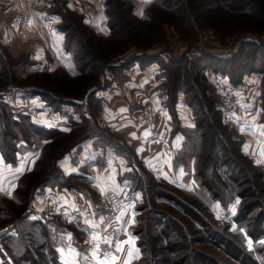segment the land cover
Instances as JSON below:
<instances>
[{"label":"rangeland","instance_id":"rangeland-1","mask_svg":"<svg viewBox=\"0 0 264 264\" xmlns=\"http://www.w3.org/2000/svg\"><path fill=\"white\" fill-rule=\"evenodd\" d=\"M108 1L110 0H0V146L3 145L6 149L3 152L8 153L9 148L16 149L17 152L36 148L42 151L41 163L52 166L51 156L61 154L64 148H66L65 151H71L76 146V142L81 140L78 138L84 132L98 139L102 137L90 132L91 127L95 131H103V136L106 133L107 139L110 140L113 134L110 132L112 129L108 128L106 121L101 120H104L103 116L114 112L113 105L117 103L114 100L117 97L112 95L114 89L121 84H132L135 80L139 61L130 62L129 59L135 54L144 55L143 52L159 53L161 55L159 61L147 62L149 59L145 57L146 64L158 63L162 68V62L168 63L176 57L184 58L180 62V69L178 70L177 66L173 65L172 70L182 75L192 74L188 83L195 84L196 93L201 100H208L213 105L211 110L203 106L202 109L207 113H218L224 127L230 134H233L232 141L240 143L243 154L232 150L233 160L247 163L244 157L248 158L252 161V164L245 167L249 169L248 174L250 171L253 172V169L264 174V72L245 70L239 87H235L228 75H224L221 71L217 73L213 67V64L217 66L218 62L221 67L224 65L230 67L229 63L231 64L237 58H231V55L238 52L243 53L237 63L238 70L247 68L250 64L254 66L256 56L259 59L257 67H264L260 64V61L264 63V46H262L264 43V0H147V2L145 0H118L117 2L111 0L113 1L111 6L108 5ZM129 5L134 7L133 11L128 10ZM115 10L118 13L110 19L108 13L115 12ZM110 22L118 23L116 29L120 34L117 38L109 40L111 28L108 24ZM92 29L98 34L109 36L104 44L95 40L98 38L96 33H88L87 30L93 31ZM71 37H74L73 44L68 46ZM87 64V74L83 75L79 67H85ZM59 69L68 71L70 81L75 82L71 84L69 79H63ZM216 74L228 76L230 80L227 81L228 86L223 85L217 77L216 80L212 78ZM253 75L257 77H252ZM194 77L197 78V82L193 79ZM77 78L81 79L79 83L78 80L76 81ZM171 80H175L174 75ZM237 89L240 90L241 96L238 109L235 111L224 109L222 106L224 96L233 94L232 92ZM137 92V88H132V93ZM43 93H46V97ZM68 97L75 98L77 104L69 106L67 103L69 101L66 100ZM248 97L260 102L257 114L253 112L238 114ZM125 102L124 105H126ZM136 103L140 102L136 101ZM149 103L154 102L139 104L143 105L140 119L143 108ZM163 103L165 104L164 101ZM250 105V109H256L255 102ZM217 106L222 110V116ZM161 108L162 106H158L159 116ZM22 116L30 117L32 123L29 119L30 124L26 122L21 118ZM64 116L66 117L65 123L63 125L57 123L56 120ZM98 117H101V120ZM209 117L215 118L214 114ZM255 117L260 127H263V135H261L263 145H260L261 149L257 150L252 157L244 153L243 149L253 146L252 139L255 134L251 131L252 135H250L248 121L249 119L254 120ZM14 121L20 122L13 125ZM74 121L79 123L75 124ZM4 122H6V127H4ZM202 131L208 134L203 140V148L208 149L210 129L206 125ZM24 132L28 134L32 142H36L31 144L26 141ZM50 132H60L62 135L50 134ZM188 134L192 136V132ZM116 138L128 143L124 136L119 135ZM47 142L49 144H44ZM200 142L201 140H194L195 145ZM127 148L130 150V146ZM184 149L180 155L176 156V160L182 161V164L186 163ZM44 151L48 153L44 154ZM134 153L132 163L142 165L136 152ZM15 155H17L16 152H11L12 157ZM128 158V161L132 160L129 156ZM193 159L195 161V158ZM57 167L59 170V165ZM233 168L235 169V166ZM32 171L31 173L34 172ZM147 171L150 172V170ZM59 173L63 181L69 177L61 170ZM192 173L193 186L183 189L194 192L198 190L199 183L195 179V168ZM208 174L214 175L215 172H208ZM237 174L243 179L242 171ZM150 178L148 181L153 183ZM72 179H75L73 181L77 183L78 179L72 176L69 181L72 182ZM254 180L256 183L240 187L246 191H249L251 187L255 189L243 197L236 191L234 195L231 191L220 187L218 190L221 196H225H223L224 202L215 199L210 206L211 212L219 222V228L228 229L229 234L225 230L223 232L233 243L237 242L244 246L247 244V251L250 255L247 257L241 255L240 259H234L232 255L222 251L216 245H209L208 240L195 242L184 237L180 240L181 243L174 247L175 255L169 253L168 258L172 261L176 255L188 256L186 264H209L193 256L196 251H204L210 255L209 257L215 264H242L248 258L255 261L250 264H264V256L261 255L264 253L262 251L264 250V226L263 230L257 232L255 220L252 218L255 213L264 212V176L263 178L254 177ZM257 183L261 186L260 190ZM73 186L92 188L83 183ZM160 187L166 191L174 190L168 185ZM19 188L20 182L14 194H19ZM46 189L47 187L39 189L38 193ZM1 193L10 202L13 196ZM122 196L125 206L141 212L140 217L149 213V211L140 210L141 205L145 203V197L136 201L132 189ZM192 198L195 199L193 196ZM11 200H15V197ZM249 202H258L260 205L252 211L249 218L238 220L237 215L246 208L244 204ZM150 205L154 210L162 209L170 212L169 207L171 206L166 203L154 201L151 203L150 201L149 207ZM27 209L30 213V203L21 205L17 203L14 211L22 213ZM12 210L13 208L0 210L1 229L6 228L5 224L11 218L9 214ZM175 213L176 211L173 210V214ZM178 219L183 220V216L180 214ZM183 224L184 228H180L181 231L188 232L190 235L196 234L193 233L194 227L191 225L193 221L190 218L184 219ZM144 226L146 227V224ZM246 229L255 233L254 239L248 235ZM145 240L147 241V238ZM229 249L236 251L233 248ZM163 254L158 251V255ZM25 261L21 259L17 261V264H26ZM166 263L170 264L168 261L152 262V264Z\"/></svg>","mask_w":264,"mask_h":264},{"label":"crops","instance_id":"crops-1","mask_svg":"<svg viewBox=\"0 0 264 264\" xmlns=\"http://www.w3.org/2000/svg\"><path fill=\"white\" fill-rule=\"evenodd\" d=\"M156 64L147 63L140 66L138 62L133 83L118 85L112 92V95L117 97L114 99L117 103L113 105V114L103 116L104 120L98 117L102 122L106 121L108 128L112 129L110 132L116 137L124 136L128 143L113 134L108 140L106 133L103 136V131H95L91 127L90 132L102 137L98 139L88 134L77 141L71 151L64 152L58 158L57 166L59 165V170L69 176L67 180H61V184L53 183L54 185L47 186L45 191L37 192L32 197L31 211L27 217L47 222L51 229V237H48L47 246H43L42 250L46 263L140 264L142 250L135 230L141 212L125 206L115 219L106 222L100 194L113 190L123 195L132 189L134 199L141 200L144 198V190L137 178L143 169L150 170L157 179H166L181 188L193 186L194 151L190 150L188 155L186 154L185 164H182V161L178 163L176 156L183 152L188 133L196 127L197 115L184 89L178 91L173 110L166 105L168 99L164 88L166 77L163 76L160 65ZM216 77L223 85L228 86L227 81H230L228 76L216 74L212 78L216 80ZM132 88H137L138 92L132 93ZM136 101L143 104L152 101L156 106H162L161 115L154 124L140 122L143 105L137 104ZM249 102L250 104L255 102V110L249 108L252 106ZM258 103L260 102L248 97L238 114L245 112L257 114L260 107ZM122 109L124 111H121ZM65 120L64 116L56 121L63 125ZM248 124L250 135L252 132L255 135L252 139L253 146L249 149L245 147L243 152L253 157L257 150L261 149L260 145H263L261 141L263 127H260L256 117L254 120L249 119ZM127 146H130L131 151ZM29 149L18 152L16 150V161L12 163L8 162L0 147V193L4 192L14 198V191L21 178L35 168V162L41 157L42 151L36 148ZM186 151L187 148L184 149V152ZM134 152L142 165L132 163ZM128 156L133 159L128 161ZM72 176L78 179L77 183L90 185L92 188L73 186L77 183L73 181L75 179L69 181ZM48 199L58 201L60 210L66 213L64 219L50 221L41 214L46 209ZM101 217L104 218L103 222L100 221ZM86 221L92 222L91 225ZM3 229L0 228V264H17L9 254L8 242L9 239L16 240L19 233L12 226ZM93 236H98L99 239L93 240ZM105 240L109 243H105ZM35 244L36 242L29 244L33 247L32 250L36 249ZM49 246L56 255L49 254ZM117 247L121 250L117 251ZM25 263L31 264V261L26 259Z\"/></svg>","mask_w":264,"mask_h":264},{"label":"trees","instance_id":"trees-1","mask_svg":"<svg viewBox=\"0 0 264 264\" xmlns=\"http://www.w3.org/2000/svg\"><path fill=\"white\" fill-rule=\"evenodd\" d=\"M118 0H115L117 2ZM113 4V1H108V5L111 6ZM128 10H134V7L129 5ZM112 11V13H108V17L111 19L117 14L118 11L115 10V12ZM246 12V11H245ZM257 17V15H255ZM111 28V34L109 36H106L104 34H98L93 29L87 30L89 34H92L93 32L97 34V37L95 40H99L100 44H104V42L107 40V38L110 40L112 38H117L119 36V31L116 29L118 26L117 22H110L108 24ZM92 32V33H90ZM191 32V31H190ZM75 37V36H74ZM74 37L69 40L68 46H72ZM72 43V44H71ZM264 46V43L263 45ZM71 49V48H70ZM241 52V51H240ZM244 52V51H243ZM144 55L135 54L132 56L129 60L130 62L139 61L141 65H145L146 62L144 61V58H148L149 61L147 62H154L159 61L161 58V55L159 53H147L143 52ZM261 54L260 52H258ZM257 53V55H258ZM235 54V55H234ZM231 55V58L235 61L232 62L230 67L227 65H224L221 67L220 62H218L217 66L213 64V67L215 68V71L219 73V71L223 72L224 75H228L230 77L231 82L239 87L240 81L242 79V76L245 70H248L247 72L259 71L264 72V67L261 66L260 68L257 67V61L258 56H256L257 60L254 66L252 64L248 65L247 68L239 69L237 68L238 61L242 58L243 53H234ZM241 54V55H240ZM89 56V55H88ZM79 59V58H78ZM181 60H184V58L180 59L178 57L174 58L173 60H170L168 63L162 62V69H163V76H165V82H164V88L165 92L168 94V99L166 105L169 106L171 110H173L175 102L177 101V93L179 90L184 89L188 93V99L190 104L194 107L195 113L197 115V124L196 127H194V130H190L192 132V136L188 134L187 139L185 141V146L187 148V151L185 154H187L190 150L194 151L195 154V161H194V168H195V179L199 183L198 190L191 192L189 190L183 189L178 187L177 185L167 181L166 179H157L152 172H148L146 169H143V172L141 173L139 179V185L144 190V197H145V203L141 205L140 210L147 212V215L140 217L139 216V222L138 226L135 230L136 235L139 238V246L142 250V259L140 264H152L157 262H166L170 264H186V261L188 260V256L182 257L177 256L175 258H172V261L168 258L169 253H173L175 255V249L177 245L181 243V239L184 237L186 239H190L191 241L195 242H202L205 240H208L209 245H216L219 249L222 251H225L232 255L234 259H240V256L243 255L247 257L250 255V253L247 251L248 246L240 244V243H233L230 241L229 236L226 235L229 234V231L227 228L224 230H221L219 228V222L215 218V215L211 212V202L213 200H220L221 202H224V195L221 196V193H219V188H224L226 191L229 190L235 195V191L241 196H246L247 193L250 191L255 190L253 187L249 189V191L246 189H242L243 185H251L252 183H256L254 180V177H262L264 174L260 171L253 172L250 171V174H248V170L245 169V167H248L250 164H252V161H250L248 158L244 157V160L247 161L244 163H240V161H234L233 160V154H231L232 150L237 151L240 154L242 153V148L240 147V143L238 141H232V135L227 130L226 127H224V124L222 122L221 117H218V113H213L215 118L209 117V115H213L211 113H207V111H204L202 109L203 107L207 108V110H211L213 108V105L208 100H201L199 98V95L196 93V86L195 84L188 83V80H191L190 77L192 74H178L175 72V70H172L173 65L177 66V69H180V62ZM223 60V59H222ZM95 61V60H94ZM260 64L264 65L263 61H260ZM87 67L88 64L85 67H79V69L82 70V74H87ZM259 68V69H258ZM61 71V74L63 76V79H69L68 71L64 69H59ZM173 75L175 76V80L172 81ZM208 75V74H207ZM196 82L198 81L196 77L193 78ZM78 80V81H77ZM187 80V81H185ZM71 84L75 81L68 80ZM76 81L79 83L81 81L80 78H77ZM190 82V81H189ZM96 85V83H95ZM87 89V88H86ZM86 89L84 91H86ZM264 90V86H263ZM42 94V93H41ZM43 95L46 97V93H43ZM264 95V91H263ZM200 99V100H199ZM66 100L69 102L68 105L72 106L73 104H77V101L73 97H68ZM264 100V99H263ZM66 103V102H65ZM80 103V102H79ZM81 104V103H80ZM67 105V104H66ZM203 106V107H202ZM218 108V106H217ZM218 112L220 113V116H222V110L218 108ZM26 122L29 123L28 119L32 123L30 117L28 116H22ZM201 118V119H200ZM264 119V118H263ZM20 121H14V124H19ZM75 124H78V121H74ZM4 127H6V122H4ZM12 126V124L8 123ZM30 124V123H29ZM32 125V124H31ZM210 129V138H209V144L210 147L208 149L203 148L204 143V137H206L208 134L202 133V129L204 126H206ZM37 127L36 125H34ZM78 126V125H76ZM76 128V127H75ZM9 134L12 135V133L9 132ZM50 134H56V135H62V133H51ZM24 136L26 138V141H29L31 144H34L36 141H31L29 139V136L26 132H24ZM87 134L84 132L80 135L78 139H82L86 137ZM201 140V142L197 145H195L194 140ZM239 143V144H238ZM49 144V142L44 143ZM242 144V142H241ZM2 150L6 151L5 146H0ZM233 147V148H232ZM16 148V147H15ZM66 148H64V151L61 152V154H54L51 156L50 163L52 166H47L46 164H42L41 160L43 159V154L41 158L38 160L37 164L35 165L34 172L25 174L21 180H20V191L19 194H15V200L8 201L2 193H0V210H9V208H13L12 211H10V219L5 224L6 227L12 226V228H16L19 235L18 238L15 239H9L8 242V249L9 254L13 256V261L17 263V261L21 259H28L31 261V264H46V259L43 253V246L47 244L48 237H51V229L49 228L48 224L40 220H33L27 217L28 215V209L27 211L21 212H15L14 209L17 206V203H30L32 197L35 193L38 192L39 189L45 188L47 186L54 185L53 183H60L61 180H63L62 177H60V173L57 167V161L58 158L64 154ZM204 151V154H203ZM11 152H16V149H8V153H5L6 159L8 162L15 163L16 161V155L14 157L11 156ZM47 154L48 152L44 151V154ZM203 154V155H202ZM243 154V153H242ZM131 156V154H130ZM179 163V161H178ZM231 164V166L229 164ZM235 166V169L233 168ZM247 170V171H246ZM251 170V169H250ZM243 173V179L242 176L237 174L238 172ZM208 172H212L215 174L209 175ZM38 173V174H37ZM233 174H235L233 176ZM260 174V175H258ZM250 175V176H249ZM152 178L153 183L148 181L149 178ZM150 178V179H151ZM170 186L173 187L174 190L166 191L160 186ZM258 184V183H257ZM259 190L261 186L258 184ZM172 188V189H173ZM228 191V192H229ZM227 192V193H228ZM202 193V194H201ZM196 194V195H194ZM198 195V196H197ZM195 197V199L192 198ZM224 196V197H223ZM228 196V194H227ZM252 196H255L252 194ZM223 198V199H222ZM153 199V200H152ZM147 201V204H146ZM159 202V203H166V205L173 207L175 214H173V210L170 208V212L167 210H154L152 206L149 207V202ZM9 202V203H8ZM8 203V204H7ZM246 208L243 209L242 212H240L239 215H237L238 220H246V218H249L251 216L252 211L259 206L258 202H249L245 203ZM29 207V206H28ZM248 209V210H247ZM183 216L182 219H178L179 216ZM190 218L193 221V233L196 234L190 235L188 232H183L180 230V228H184L183 221L184 219ZM255 220V230L257 232L263 230L264 226V212L255 213V215L252 217ZM52 221L51 219H49ZM146 224V227L144 226ZM144 224V225H143ZM198 229V230H197ZM247 230V229H246ZM255 231V232H256ZM28 232V233H27ZM146 232V233H145ZM202 232V233H201ZM248 235L252 236L253 239L255 238V233H252L250 230H247ZM27 233V234H25ZM143 233H145L143 235ZM8 236V235H7ZM141 236V237H140ZM144 236V237H143ZM147 238V241L145 240ZM31 242H36L35 245L36 249L32 250V246L29 245ZM232 242V243H231ZM47 246V245H46ZM229 248H233L236 251H230ZM49 254L50 255H56L55 251L49 246ZM158 251H161L164 253L163 255H158ZM264 251V250H262ZM261 252V251H260ZM194 257L197 256V258L201 259V261L209 263V264H215L212 258H210L207 253L196 251L194 252ZM264 253H261V255ZM170 257V256H169ZM254 263V259H246L245 262L242 264H250ZM167 264V263H166Z\"/></svg>","mask_w":264,"mask_h":264},{"label":"built area","instance_id":"built-area-1","mask_svg":"<svg viewBox=\"0 0 264 264\" xmlns=\"http://www.w3.org/2000/svg\"><path fill=\"white\" fill-rule=\"evenodd\" d=\"M232 93L233 94L225 95L222 100L223 108L229 111L237 110L241 100L239 89ZM158 116V106L154 103H149L143 108L140 121L144 124L152 125L156 122ZM101 203L104 207V217L106 222L115 219L125 209L124 197L113 190L106 191L102 194ZM41 214L55 222L64 219L66 215L65 212L60 210L58 201L54 199H48L46 209L44 213Z\"/></svg>","mask_w":264,"mask_h":264},{"label":"snow or ice","instance_id":"snow-or-ice-1","mask_svg":"<svg viewBox=\"0 0 264 264\" xmlns=\"http://www.w3.org/2000/svg\"><path fill=\"white\" fill-rule=\"evenodd\" d=\"M145 2H147V0H145ZM121 111H124V109H122ZM101 191L103 192V189H101ZM100 221L103 222V221H104V218L101 217V218H100ZM86 223H89V224L91 225L92 222H87V221H86ZM92 239H93V240H98L99 237H98V236H93ZM104 242H105V243H109L107 240H105ZM120 250H121V249H120L119 247H117V251H120ZM105 256H107V253H105Z\"/></svg>","mask_w":264,"mask_h":264}]
</instances>
